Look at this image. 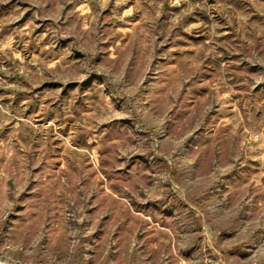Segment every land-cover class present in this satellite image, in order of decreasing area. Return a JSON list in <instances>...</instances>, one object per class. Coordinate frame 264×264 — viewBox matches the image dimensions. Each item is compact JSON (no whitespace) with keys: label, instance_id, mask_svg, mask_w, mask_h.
<instances>
[{"label":"rangeland","instance_id":"1","mask_svg":"<svg viewBox=\"0 0 264 264\" xmlns=\"http://www.w3.org/2000/svg\"><path fill=\"white\" fill-rule=\"evenodd\" d=\"M0 264H264V0H0Z\"/></svg>","mask_w":264,"mask_h":264}]
</instances>
